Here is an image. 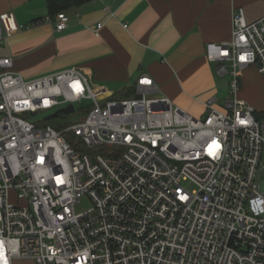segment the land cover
<instances>
[{
    "label": "built area",
    "instance_id": "obj_1",
    "mask_svg": "<svg viewBox=\"0 0 264 264\" xmlns=\"http://www.w3.org/2000/svg\"><path fill=\"white\" fill-rule=\"evenodd\" d=\"M19 29L0 15V42ZM206 56L234 96L200 117L149 75L113 99L79 67L26 79L0 56V264H264V114L238 96L243 69L264 73V16L236 8ZM83 100L62 129L31 119Z\"/></svg>",
    "mask_w": 264,
    "mask_h": 264
},
{
    "label": "crops",
    "instance_id": "obj_2",
    "mask_svg": "<svg viewBox=\"0 0 264 264\" xmlns=\"http://www.w3.org/2000/svg\"><path fill=\"white\" fill-rule=\"evenodd\" d=\"M238 7L249 21L264 16V0H86L62 11L69 25L57 31L39 14L46 0H0V15L14 13L20 26L2 38L0 56L12 57V70L26 79L79 67L96 88L123 95L149 75L179 107L200 101L202 116L209 99L220 108L218 64L206 45L231 39Z\"/></svg>",
    "mask_w": 264,
    "mask_h": 264
},
{
    "label": "rangeland",
    "instance_id": "obj_3",
    "mask_svg": "<svg viewBox=\"0 0 264 264\" xmlns=\"http://www.w3.org/2000/svg\"><path fill=\"white\" fill-rule=\"evenodd\" d=\"M39 14H42L44 17L43 19L48 16V10L41 9L39 11ZM215 66L217 63L214 64ZM217 75H219L216 86H217V93L214 94V97L217 99L216 104L223 109L226 110V101L228 99L233 98L234 94L230 91L229 86V75H221L220 72L217 70ZM91 85L96 88V83L91 80ZM103 88V87H102ZM110 89H113L114 91H108L107 89L103 88V90L110 95H115L113 99L117 98H124V97H134L138 95H123L119 90H117L114 87H108ZM121 93V94H120ZM140 96V95H139ZM238 96L244 100H246L249 104H251L259 113L264 114V73L259 72L258 68L256 66H250L241 71V83H240V89L238 92ZM191 102L193 103V106L191 109H184L185 111L189 112L195 117H200L203 112V104L200 101H197L194 98H191ZM90 104V100H83L80 104L77 105V112H73L79 114L77 117H73L71 119V123H74L78 121L79 116L82 114L81 111L78 112L79 109L83 108V106ZM102 105H105V102L102 103ZM174 105L178 106L176 103ZM82 110V109H81ZM50 113H40L36 116L31 117L32 120H41L45 119L49 116ZM70 123V124H71ZM69 125V123L67 124ZM261 181H264V174L260 177ZM13 196V195H12ZM90 203L85 199L84 203L82 205H79L77 210L82 211L85 210L87 207H89ZM16 264H35L34 260L24 258L16 261Z\"/></svg>",
    "mask_w": 264,
    "mask_h": 264
},
{
    "label": "trees",
    "instance_id": "obj_4",
    "mask_svg": "<svg viewBox=\"0 0 264 264\" xmlns=\"http://www.w3.org/2000/svg\"><path fill=\"white\" fill-rule=\"evenodd\" d=\"M86 0H46L47 3V10L48 15L51 16L53 19L56 18V15L58 13H61L64 10L70 9L72 7L79 6L81 3H83ZM126 95H137V90L135 87L130 88ZM89 108L80 109L78 110L82 112V114L79 116V118H83L85 114H87ZM77 112V111H76ZM79 114L76 115V113L71 114H59V115H49L43 122H41V125H51L57 129H62L67 124L71 123V119L73 117H77ZM69 140L72 141L73 136L69 135Z\"/></svg>",
    "mask_w": 264,
    "mask_h": 264
},
{
    "label": "water",
    "instance_id": "obj_5",
    "mask_svg": "<svg viewBox=\"0 0 264 264\" xmlns=\"http://www.w3.org/2000/svg\"><path fill=\"white\" fill-rule=\"evenodd\" d=\"M218 68L221 66V63H219L218 65ZM74 105L73 104H70L69 106L67 107H62L60 109H58L57 111H55L52 115H59V114H71L74 112ZM33 114H36V113H33Z\"/></svg>",
    "mask_w": 264,
    "mask_h": 264
}]
</instances>
